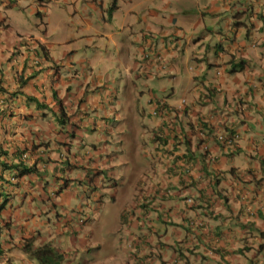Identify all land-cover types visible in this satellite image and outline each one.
Listing matches in <instances>:
<instances>
[{
	"label": "crops",
	"instance_id": "obj_1",
	"mask_svg": "<svg viewBox=\"0 0 264 264\" xmlns=\"http://www.w3.org/2000/svg\"><path fill=\"white\" fill-rule=\"evenodd\" d=\"M111 2L0 0V264H264V0ZM46 9L66 34L22 31ZM147 33L182 42L146 79ZM183 99L174 133L151 116Z\"/></svg>",
	"mask_w": 264,
	"mask_h": 264
},
{
	"label": "clouds",
	"instance_id": "obj_2",
	"mask_svg": "<svg viewBox=\"0 0 264 264\" xmlns=\"http://www.w3.org/2000/svg\"><path fill=\"white\" fill-rule=\"evenodd\" d=\"M117 2L118 0L116 1L115 9L111 11V14L116 10ZM112 4H113V0L111 2V5L107 9V14ZM21 41L23 43L28 42L29 44L30 37L22 38ZM181 42L182 41L179 40L178 38H174L171 36H161L159 34L155 35L152 33H147L145 37V44L142 46L141 55L140 57L135 58L136 59L135 60L136 61L135 71L141 74L143 77H146V79L155 78L158 74H161L167 71L169 68V57L172 53L179 50L181 46ZM42 47H45V46H42ZM41 61L43 62L42 58L39 59L37 57H33L32 59L29 60L28 68H30L31 70H35L34 72H39V70L42 69ZM242 64L243 63H238L239 70L243 67ZM153 104H154V107L151 111V116L159 119L160 123L166 128V130L174 133L176 131L177 126L181 122V118L184 115V106L186 104V101L184 99L181 100V107H179L177 110H173L167 107L163 102L157 103L156 101ZM216 115L217 117L220 118V125L217 128H215V132H212V135H210L209 131H211V129L208 126V124H210V121L209 119L203 120L201 122V124L203 125V128L201 130V137L211 136L212 138L210 139L209 143L215 142V143L221 144L227 151L233 152L238 146V142L240 141V136L237 133H231V134L227 133L224 125L222 124V119L225 117L224 112L217 111ZM64 118H65V114L63 113V110L61 109V113L58 115V121L61 124H64ZM155 133H156V136H159V137L162 136V131L160 129H157ZM209 143L201 144L202 154L208 153ZM209 159L212 160L213 158L209 155ZM31 169H32L31 172H33L34 169L33 168ZM22 171L19 173L20 176H23L25 174V173H22ZM31 172H28V173H31ZM58 193H59V189L53 191L52 197H55ZM187 202L191 203V200L188 199ZM43 246L51 247L48 244L43 245ZM43 246L31 248L30 246L26 245L23 251L29 257L35 260L38 264H41L35 257H33V255H31V252H34L36 249L41 248ZM1 259H3V255L0 250V260ZM60 264H62V259H61ZM140 264H152V263H151V260L148 259L145 262H141Z\"/></svg>",
	"mask_w": 264,
	"mask_h": 264
},
{
	"label": "rangeland",
	"instance_id": "obj_3",
	"mask_svg": "<svg viewBox=\"0 0 264 264\" xmlns=\"http://www.w3.org/2000/svg\"><path fill=\"white\" fill-rule=\"evenodd\" d=\"M52 8L54 9V13H56L55 8L54 7ZM182 8H186V6ZM18 12H20V9H18ZM110 14L109 13L107 14V20H110ZM22 16L23 18H27L26 21L28 22V25L26 26L25 30L22 29V31L25 32L26 34L31 33V32L33 34H37L39 30L42 31L43 29H46V32L49 36L55 35V34L63 36L64 34H66V32L63 29L59 28L58 26H56L55 24L51 22H48L50 14L48 13L47 9H46L45 19L38 17L34 13L30 14L28 12H25V13L22 12ZM68 20L70 21L71 18H68ZM36 25L38 26L39 30L37 29ZM191 25H192L191 23L186 24L185 27L190 28ZM151 90L153 89L151 88ZM157 90H159L158 87L155 88L153 91L156 92Z\"/></svg>",
	"mask_w": 264,
	"mask_h": 264
},
{
	"label": "trees",
	"instance_id": "obj_4",
	"mask_svg": "<svg viewBox=\"0 0 264 264\" xmlns=\"http://www.w3.org/2000/svg\"><path fill=\"white\" fill-rule=\"evenodd\" d=\"M40 2L49 1V0H39ZM117 0H113V4L111 8L108 10L110 14L113 9H115ZM32 169H25L22 173L31 172ZM31 255L35 257L41 264H60L62 256L61 254L57 253L54 249L49 246H43L41 248L36 249L34 252H31Z\"/></svg>",
	"mask_w": 264,
	"mask_h": 264
}]
</instances>
